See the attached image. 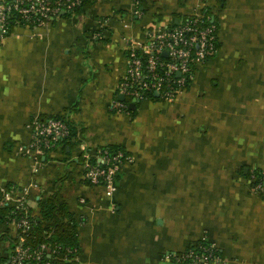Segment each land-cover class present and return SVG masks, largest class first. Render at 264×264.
<instances>
[{
    "label": "crops",
    "instance_id": "1",
    "mask_svg": "<svg viewBox=\"0 0 264 264\" xmlns=\"http://www.w3.org/2000/svg\"><path fill=\"white\" fill-rule=\"evenodd\" d=\"M202 8L217 23V53L174 100L118 111L128 48ZM35 116L68 118L76 144L26 153ZM109 146L133 157L112 197L86 180L82 156ZM257 170L264 0H143L138 11L133 0H92L77 14L0 36V187L25 190L36 216L57 192L78 223L79 264H172L168 253L201 241L217 249L213 264H264ZM10 252L0 242V257Z\"/></svg>",
    "mask_w": 264,
    "mask_h": 264
},
{
    "label": "built area",
    "instance_id": "2",
    "mask_svg": "<svg viewBox=\"0 0 264 264\" xmlns=\"http://www.w3.org/2000/svg\"><path fill=\"white\" fill-rule=\"evenodd\" d=\"M137 11L142 0H133ZM83 0H0V36L12 33V26L38 27L53 23L62 15L81 5ZM218 26L212 15L202 8L180 19L177 26L149 31L146 40L134 43L127 50L125 75L120 92L125 101H115L118 111H125L128 102L140 101L154 95L163 100H174L191 84L198 67L204 65L218 51ZM157 94V95H156ZM32 141L21 147L26 153L39 157L60 144L69 136L70 129L62 118L40 116L31 121ZM85 178L92 185H102L107 196L117 190L118 175L126 163L133 161L132 155L122 150L110 152L101 149L92 157L91 151H83ZM253 190L264 196V170L252 173ZM27 192L20 188H1L0 205L26 209L29 205ZM30 214L14 221L17 242L7 255L10 264H79V258L70 256L68 247L47 243L36 246L27 242L26 234L32 228ZM202 254L194 250L183 255L168 253L166 259L172 264H213L220 255L213 245L200 246ZM49 256V257H47ZM189 260V261H187Z\"/></svg>",
    "mask_w": 264,
    "mask_h": 264
},
{
    "label": "trees",
    "instance_id": "3",
    "mask_svg": "<svg viewBox=\"0 0 264 264\" xmlns=\"http://www.w3.org/2000/svg\"><path fill=\"white\" fill-rule=\"evenodd\" d=\"M218 1L222 2L223 0H218ZM91 2L92 0H83L81 5L73 9H70L68 12L64 13L62 17L70 16L72 14H77L78 12L81 11L83 6L89 5ZM206 13L209 14L210 11L206 10ZM178 23L179 22H173L169 27L177 26ZM13 28L14 27L11 24V31H13ZM217 46L219 47V44H217ZM150 98L156 100H163L160 98H156L154 95H151ZM52 117L64 119L70 129L69 136L66 139H64L62 142H60V144H57V146L54 147L52 150H54L58 146H62V150L66 151L67 146L73 147L76 144L77 140H76L75 127L73 126L72 122L66 117L63 116H52ZM41 118L45 119L48 117H41ZM105 149H108L110 152L122 150L125 153L129 154V151L123 146H109L106 147ZM11 188L13 187H8V189ZM25 211H28V214H30L29 215L30 220L33 221L32 228L26 234L27 242L29 244L36 246L41 243H47L51 247H54L55 245L62 246L64 248L68 247L69 249L72 250L70 256L73 257L76 256L78 258L80 257V248L78 243V229H77L78 223L75 220L73 214L69 212L66 205L64 203H59L57 192H55L48 199L40 201L41 216L34 215L33 209L31 207L23 209L21 207L0 205V242H8L11 245V249L13 248V246L17 242V237L13 236L11 225L14 221H17L22 216H24ZM46 221H51L52 223L47 224ZM19 232L20 229L16 230V233ZM204 245L208 246L210 244L205 241H201L194 244L192 247L188 248L184 252H171V253H173L174 255H181V254L183 255L184 253L186 254L189 251L194 250L198 255V254H202L203 252L201 249H199V247ZM217 254H219L218 251ZM185 261L186 260H183V264H187V262ZM0 264H10L8 260V256L0 257ZM73 264H75V262H73Z\"/></svg>",
    "mask_w": 264,
    "mask_h": 264
},
{
    "label": "water",
    "instance_id": "4",
    "mask_svg": "<svg viewBox=\"0 0 264 264\" xmlns=\"http://www.w3.org/2000/svg\"><path fill=\"white\" fill-rule=\"evenodd\" d=\"M177 22H179V19H177ZM156 95H157V94H156ZM121 99H125V97L122 95V96H121ZM135 106H136V103L133 102V103L131 104V107H132V108H135Z\"/></svg>",
    "mask_w": 264,
    "mask_h": 264
},
{
    "label": "rangeland",
    "instance_id": "5",
    "mask_svg": "<svg viewBox=\"0 0 264 264\" xmlns=\"http://www.w3.org/2000/svg\"><path fill=\"white\" fill-rule=\"evenodd\" d=\"M161 102H163V101H161ZM165 103H166V102H163V105H164V106H168V104H167V105H165ZM157 107H158V106H157Z\"/></svg>",
    "mask_w": 264,
    "mask_h": 264
}]
</instances>
